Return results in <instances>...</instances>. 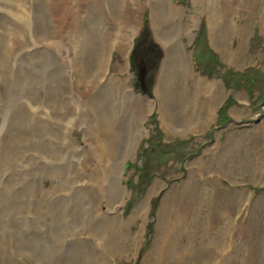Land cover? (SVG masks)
Here are the masks:
<instances>
[{
  "label": "rangeland",
  "instance_id": "374dc122",
  "mask_svg": "<svg viewBox=\"0 0 264 264\" xmlns=\"http://www.w3.org/2000/svg\"><path fill=\"white\" fill-rule=\"evenodd\" d=\"M173 1L0 0V264H264V0Z\"/></svg>",
  "mask_w": 264,
  "mask_h": 264
},
{
  "label": "bare ground",
  "instance_id": "6f19581e",
  "mask_svg": "<svg viewBox=\"0 0 264 264\" xmlns=\"http://www.w3.org/2000/svg\"><path fill=\"white\" fill-rule=\"evenodd\" d=\"M4 1V0H3ZM167 1V0H166ZM204 1V0H203ZM249 1H252V0H249ZM160 2V1H159ZM158 2V3H159ZM197 3V0H193V3ZM239 2H241V0H206V8H207V11L206 12H208L207 14L209 15V18H210V26H211V35L213 36V37H215L214 35H216V31H217V28H218V26H221V24L223 23V22H225L226 21V19H228L229 18V14L234 10V7H235V5H237ZM199 3H201V2H199ZM12 5V4H11ZM158 5V4H157ZM16 6V5H15ZM168 7H170V9L172 10V11H174L175 12V14H176V16H182V15H187V13H186V10H185V7H183V6H180V4H177V2H174L173 0H168ZM205 7V6H204ZM16 9H17V6L15 7ZM20 8V7H19ZM10 9V8H9ZM16 9H15V12H16ZM71 9V8H70ZM126 9V8H125ZM66 10V9H65ZM205 10V9H204ZM12 11V10H11ZM14 12V11H13ZM13 12H11V13H13ZM21 11H19V13H20ZM59 12H61V11H59ZM72 12V11H71ZM74 13L76 12V11H73ZM6 13H8V12H6ZM18 13V11H17V13L16 14H19ZM22 13V12H21ZM27 13V12H26ZM65 13V12H64ZM63 14V13H62ZM55 15H57V14H55ZM54 15V16H55ZM79 15V14H78ZM11 15H9V17H10ZM19 16V15H18ZM59 16V15H58ZM189 17H190V19L192 20V21H194L195 19H196V16H194V15H188ZM6 17V16H5ZM14 17H17V16H14ZM75 17V16H74ZM73 17V18H74ZM8 18V17H7ZM76 18H77V16H76ZM10 19H11V17H10ZM29 19V18H28ZM65 19H66V17H65ZM72 19V18H71ZM74 23V22H73ZM138 23H139V21H138ZM193 24V23H192ZM227 24V23H226ZM19 30V29H18ZM22 31V30H21ZM21 31L19 32L20 33V35H21ZM157 31V30H156ZM18 33V34H19ZM17 34V35H18ZM23 35V34H22ZM14 36V35H13ZM19 36V35H18ZM16 39V38H15ZM19 39H20V36H19ZM22 40V39H21ZM8 41V40H7ZM17 41V40H16ZM17 44V43H16ZM5 47V46H4ZM23 47V46H22ZM31 47V46H30ZM29 47V48H30ZM45 47V46H44ZM25 48V47H24ZM29 48H26V49H29ZM36 48H38V47H36ZM48 48V47H47ZM129 48H130V41H128L127 43H126V45H125V49H127V50H129ZM30 50V49H29ZM46 51H47V49H46ZM48 52V51H47ZM127 52L128 51H126V54L125 55H127ZM20 53V52H19ZM48 54V53H47ZM63 54H64V52H63ZM10 55V54H9ZM18 55V54H17ZM62 57H63V55H62ZM65 57V56H64ZM33 58H34V56H33ZM38 58V57H37ZM48 59V58H47ZM184 59V62H185V65H186V68H187V70L189 71V75H190V78L193 80V84H197L198 85V87H200V89H202L203 91L202 92H200L202 95L204 94V98L201 100V102L204 100V105L206 106V107H204V110L206 109V110H210V109H212L211 107H212V105L213 104H215V99H213V96H212V94H210V96L209 97H207L206 96V94L205 93H210V88H211V85H210V83L209 82H207V79H205V78H201L200 77V75L197 73V71L194 69V66H193V64H192V62H191V60H190V58L189 57H187V56H185V58H183ZM46 60V59H45ZM35 61V60H34ZM76 61V60H75ZM40 63V62H39ZM71 65V64H70ZM12 66H13V64H12ZM73 66V65H72ZM14 67V66H13ZM74 69V68H73ZM140 97H142L141 99L142 100H144L145 98H143V96L142 95H140ZM23 98V97H22ZM24 100V99H23ZM84 100V99H83ZM84 103V102H83ZM18 105V104H17ZM27 105V104H26ZM12 106V105H11ZM12 107H14V105L12 106ZM28 107V106H27ZM42 107H43V105H42ZM29 108V107H28ZM11 109V108H10ZM72 109H74V108H72ZM11 110H14L13 108L11 109ZM83 110V109H82ZM28 111V110H27ZM44 111H45V109H44ZM63 111V110H62ZM203 111V109H201L200 110V112L199 113H196V116H199L200 115V113ZM32 112V111H31ZM39 112H40V110H39ZM29 113H30V111H29ZM62 113V112H61ZM72 113V112H71ZM8 114V113H7ZM73 114V113H72ZM75 114V113H74ZM30 115V114H29ZM40 115V114H39ZM71 115V114H70ZM31 116V115H30ZM58 116V115H57ZM66 116V115H65ZM206 116V115H205ZM19 117V116H18ZM22 117V116H21ZM84 117V116H83ZM201 117V116H200ZM23 118V117H22ZM21 118V119H22ZM26 118H27V115H26ZM26 118H25V120H26ZM43 118V117H42ZM15 119V118H14ZM24 119V118H23ZM203 119V118H202ZM205 120V119H204ZM203 120V121H204ZM16 121V120H15ZM24 121V120H23ZM28 121H30L29 119H28ZM84 121H85V119H84ZM39 122V121H38ZM50 122H51V120H50ZM6 123V122H5ZM11 123V122H10ZM29 123V122H28ZM37 123V122H36ZM42 123H43V121H42ZM56 123H58V121L56 122ZM74 123V122H73ZM106 123H107V121H106ZM105 123V124H106ZM21 124V123H20ZM44 124V123H43ZM61 124V123H60ZM64 124V123H63ZM77 124V123H76ZM80 124V123H79ZM108 124V123H107ZM30 125V124H29ZM58 125V124H57ZM62 125V124H61ZM100 125V124H99ZM80 126V125H79ZM23 127V126H22ZM66 127V126H65ZM71 127V126H70ZM63 128V127H62ZM101 128V127H100ZM3 129V128H2ZM66 129V128H65ZM109 129H110V126H109ZM62 130V129H61ZM72 130V129H71ZM62 133V132H61ZM72 133V132H71ZM100 133H101V131H100ZM117 133V132H116ZM106 139V138H105ZM102 140V139H101ZM108 140V139H107ZM105 141V140H104ZM102 142V141H101ZM9 143V142H8ZM98 143V140H97V142H96V144ZM5 144H6V142H5ZM98 145V144H97ZM106 145V144H105ZM100 146V145H99ZM10 147V146H9ZM3 148H5L4 147V145H3ZM99 148V147H98ZM25 149V148H24ZM99 149H101V148H99ZM31 150V149H30ZM103 150V149H102ZM107 150V149H106ZM104 151V150H103ZM10 152H12L11 150H10ZM99 152H100V150H99ZM23 153V152H22ZM96 153V152H95ZM101 153V155L102 154H104V153H106V151L104 152V153H102V152H100ZM10 154V153H9ZM94 154V153H93ZM97 154V153H96ZM99 154V153H98ZM101 155H99V156H101ZM106 155V154H105ZM103 156V155H102ZM5 157V156H4ZM98 159H99V157H97ZM101 158V157H100ZM109 158V157H108ZM104 159V158H103ZM98 161H100V160H98ZM101 161H102V159H101ZM111 161V160H110ZM116 161V160H115ZM106 163V162H105ZM107 164H108V161H107ZM112 164V163H111ZM116 166V165H115ZM116 171V170H115ZM4 174V173H3ZM94 176L93 177H97V179L99 178V176H95V173L93 174ZM97 175V174H96ZM10 176V175H9ZM107 174H106V178H105V183L107 182L108 183V179L109 178H107ZM5 177V176H4ZM9 178V177H8ZM14 178V177H13ZM96 179V178H95ZM110 182H111V179H110ZM8 183V182H7ZM115 183H116V179H115ZM105 185V184H104ZM79 187V186H78ZM104 187V186H103ZM100 188V187H99ZM101 189V188H100ZM99 192V191H98ZM97 192V193H98ZM62 193H63V191H62ZM61 193V194H62ZM101 193V192H100ZM99 193V194H100ZM60 194V195H61ZM152 194V193H151ZM67 194H65V196H66ZM102 195H103V192H102ZM102 195H101V197H102ZM125 195H127L126 193L124 194V197L123 196H116V197H112V201H116L117 199L118 200H120L119 202H120V204L122 205L124 202H125ZM101 197L99 198V199H101ZM54 198V197H53ZM98 199V200H99ZM103 199V198H102ZM117 200V201H118ZM100 201H98V203H99ZM97 203V204H98ZM99 205V204H98ZM102 206V205H101ZM116 206V205H115ZM112 207V206H111ZM104 208V207H103ZM102 208V209H103ZM114 210V209H113ZM115 211V210H114ZM117 211V210H116ZM102 212V211H101ZM112 212V211H111ZM118 213V212H117ZM109 214H111V213H109ZM112 216V215H111ZM115 216H117V217H119L118 215H115ZM133 216H135V214H133ZM103 218V217H102ZM127 224V223H126ZM118 226V225H117ZM116 227V226H115Z\"/></svg>",
  "mask_w": 264,
  "mask_h": 264
}]
</instances>
